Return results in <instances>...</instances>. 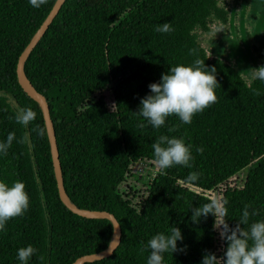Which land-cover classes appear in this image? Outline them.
I'll use <instances>...</instances> for the list:
<instances>
[{"label": "trees", "instance_id": "obj_1", "mask_svg": "<svg viewBox=\"0 0 264 264\" xmlns=\"http://www.w3.org/2000/svg\"><path fill=\"white\" fill-rule=\"evenodd\" d=\"M53 1L34 8L29 0H0V142L16 135L8 154H0V180L10 186L22 181L30 198L26 213L0 232V264H20L18 249L29 244L38 250L29 264H70L105 247L113 231L108 218L80 216L59 199L46 131L43 136L33 131L37 125L45 130L40 108L16 79L17 56ZM215 3L63 0L25 56L24 73L47 101L66 195L79 207L112 212L120 226L112 253L82 264H147L150 252L140 249L173 225L181 229L184 239L177 244L187 245V254L165 253L164 264H201L204 250L220 257L227 244L214 229L215 217L191 221V208L216 197L228 200L230 227L245 204L259 213L250 223L264 219V81L245 82L232 65L207 56L198 43L194 30L206 29L218 11ZM165 22L175 30L154 31ZM197 57L217 69V102L191 124L172 115L160 129L146 120L147 126L138 128L143 118L132 112L151 94L149 84ZM25 107L37 114L27 128L14 119ZM174 125H180L178 131L169 133ZM162 134L193 146L192 168L156 166L151 145ZM22 137L25 142L17 143ZM201 146L203 154L196 151ZM141 164L154 167L153 174L143 175ZM245 166L238 182L230 179ZM192 171L201 175L186 183Z\"/></svg>", "mask_w": 264, "mask_h": 264}, {"label": "clouds", "instance_id": "obj_2", "mask_svg": "<svg viewBox=\"0 0 264 264\" xmlns=\"http://www.w3.org/2000/svg\"><path fill=\"white\" fill-rule=\"evenodd\" d=\"M48 0H29L34 8H40ZM175 29L170 22L154 27L157 33H170ZM190 55H196L195 49L189 50ZM254 79L264 81V65L249 69ZM151 94L140 100V108L132 112L134 116L142 117L138 128L151 125L154 129L165 126L166 119L175 115L182 124H191L197 113H202L217 102L215 89L220 87L217 80L215 66L208 67L205 60L196 58L189 66L180 63L170 67L167 74H162L161 80L149 84ZM259 95V91L254 90ZM36 112L30 108H20L15 114V122L25 128L35 120ZM12 119V117H9ZM147 121V125L143 122ZM180 125L168 128V132L178 131ZM39 136H43L45 130L39 125L33 129ZM27 137H22L17 143L23 144ZM16 140L14 132L9 133L6 142H0V154L7 155L13 141ZM154 150V162L160 170H166L173 166L192 168V145L186 144L184 138L176 136L160 135L151 145ZM196 151L203 154L204 148L197 147ZM201 173L192 171L186 178V183L198 181ZM227 199L212 198L196 208H191L193 223H199L200 218H207L209 214L215 217L214 229L219 231L220 239L226 242L223 255L218 257L216 253L204 250L201 264H264V219L250 223V217L259 213L251 204H245L238 222L230 227L227 222L228 210L225 205ZM30 198L25 191V184L14 181L11 186L0 180V232H5L6 224L23 216L29 209ZM251 209V211H250ZM244 225L245 227H242ZM181 229L175 225L168 228V233L163 232L153 235L140 251H149L147 264H164L165 253L187 254V245L178 247L177 242L183 241ZM38 250L29 244L18 249L17 258L20 264H29V260ZM43 260V257H39Z\"/></svg>", "mask_w": 264, "mask_h": 264}, {"label": "rangeland", "instance_id": "obj_3", "mask_svg": "<svg viewBox=\"0 0 264 264\" xmlns=\"http://www.w3.org/2000/svg\"><path fill=\"white\" fill-rule=\"evenodd\" d=\"M218 11L211 13L206 29H195L198 43L209 57L232 65L245 82L253 78L249 69L260 67L264 57V0H216ZM143 175L154 167L139 165ZM246 166L230 179L238 182Z\"/></svg>", "mask_w": 264, "mask_h": 264}, {"label": "water", "instance_id": "obj_4", "mask_svg": "<svg viewBox=\"0 0 264 264\" xmlns=\"http://www.w3.org/2000/svg\"><path fill=\"white\" fill-rule=\"evenodd\" d=\"M63 0H54L50 9L34 30L26 44L23 46L22 50L17 56L16 64H15V74L16 79L22 89L26 92V94L35 100L40 108L41 116L43 119L48 144H49V152L50 158L52 163L53 174L55 178V184L57 189V194L61 202L72 212L83 216V217H104L108 218L112 224L113 231L112 235L107 243V245L97 251L83 253L75 257L70 264H82L83 262L92 261L96 259H100L106 257L112 253L114 248L119 242L120 238V226L116 218L114 217L113 213L104 210V209H92V208H84L75 205L66 195L61 181L60 175V163L58 159V150L56 146L54 130L52 126V121L49 116L48 112V105L47 101L42 93L36 90V88L31 84L29 79L24 73L23 70V60L27 53L31 50V48L36 44L39 40L45 29L47 28L48 24L51 22L54 15L57 13L59 7L61 6Z\"/></svg>", "mask_w": 264, "mask_h": 264}]
</instances>
